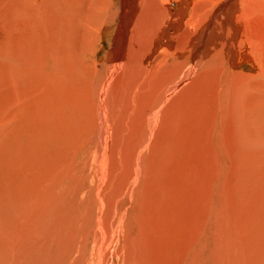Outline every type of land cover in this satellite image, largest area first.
I'll return each instance as SVG.
<instances>
[{"label":"rangeland","instance_id":"1","mask_svg":"<svg viewBox=\"0 0 264 264\" xmlns=\"http://www.w3.org/2000/svg\"><path fill=\"white\" fill-rule=\"evenodd\" d=\"M63 6L69 8L67 13L61 9ZM119 9L120 0H0V10H3L0 15L8 14L9 25L6 23L8 27L2 37L5 42L0 39V135L3 130L0 162L1 156L4 157V202H7L2 207L10 227L16 217L21 219V227H12L7 234V251L10 249V252L4 264H264V73L257 75L254 61L239 65L241 68L231 69L233 66L229 64L222 67L224 70L220 73L214 71L215 78H220V84L214 83L217 79L212 80L215 89L221 92L217 95L218 101L215 99L214 106L205 109L208 110L205 115L201 109L189 110L185 117L190 128L178 136L171 134L175 140L170 143L167 139L154 140L143 163L144 169L151 166L152 181L146 185L142 181L136 192L123 191L143 139L138 130L134 132L136 136H132L130 161H120L118 155L127 146L132 128L130 119L139 112V102L133 103L132 108L123 105L126 108L123 113L128 111L124 116L129 126L123 127L118 123L121 116L117 112L115 90L109 89L105 100L108 110L106 116L103 114L108 117V124L99 128L101 136L106 138L108 163L101 161L103 152L98 144L102 137L96 129L103 120L96 89L105 77L103 59L111 48L107 31L115 28L114 18ZM65 17L69 20L64 21ZM143 19H138L137 27L149 24ZM59 32L69 34L68 43L54 47V41L64 39ZM200 58L205 57L200 55ZM58 60L65 65L55 62ZM214 60L211 66L217 62ZM97 68L102 72L98 73ZM216 68L219 67L208 70H218ZM165 70L167 73L172 70L171 62L166 63ZM52 73L58 74L60 83H55L58 79L53 78ZM91 75L93 80L96 77L95 82ZM249 76L255 79L250 80ZM82 80L87 81L82 83L88 86L87 90L82 87ZM201 80L204 79L199 78L197 89H202V85L207 87ZM70 85L73 90H68L72 88ZM89 88L93 95L86 93ZM74 90L76 94L72 96ZM77 94L82 100L87 97L90 101L86 99L87 102L77 104V118L60 117V104L66 106L62 102L67 104L70 97ZM61 97L63 100L57 99ZM55 104H58L57 109ZM85 106L91 108L83 110ZM85 113L94 121L93 128L87 126L91 122ZM65 115H69L68 112ZM83 121L86 126L81 124ZM162 125L158 124L157 132L165 129ZM146 129L144 125L141 130ZM238 135L246 136L240 145L236 142ZM151 154L156 157L148 163ZM104 168L109 170L104 171ZM144 173L143 170L140 178H146ZM3 187L0 183V191ZM119 191L126 198L118 207L122 213L112 222L111 207ZM12 206H17L16 210L10 211ZM14 230H18L24 240L21 256L12 258L10 244L16 237ZM107 240L111 244H107Z\"/></svg>","mask_w":264,"mask_h":264},{"label":"bare ground","instance_id":"2","mask_svg":"<svg viewBox=\"0 0 264 264\" xmlns=\"http://www.w3.org/2000/svg\"><path fill=\"white\" fill-rule=\"evenodd\" d=\"M61 1H63V0H61ZM120 2H121V9H119L120 10L119 13L116 14V15H118L117 18H116V16L114 18V21H115L114 27L115 28L107 31V38L109 37V39H111L110 40L111 48L109 51H107V53L105 55V59H103L106 62L105 67H104V70L106 69L105 70V77L102 80V84L98 85V87L96 89V91L99 95V97H98L99 101L98 102L100 103V108H101V111H99V112L102 113V117L100 119H103L101 121L99 119L100 122L98 121L99 124L97 125L96 129H97L98 136L100 135V137H102L100 143L98 144V146L100 145V149L103 152L102 157L100 155L101 153H99V155L101 157V161H102V163L103 162L108 163V160L106 159V156H105V152L107 151L106 150V138L104 135L101 136L102 133L99 132V128L101 127L102 124H103V126L108 124V121H107L108 117L107 118L105 117L106 116L105 112H106V110H108L107 109L108 105L106 103H108V102H105V100H107V98H108L107 96H108L109 89L111 87H113V89L115 90L114 96L118 99L117 102L119 105V108H118L119 110H117V112L121 116V117H119L118 123H121L123 127L128 126V122H127V120H125V116H124V113L128 112V111H125L123 113V111L126 110V108L123 105L125 104V106L132 108L133 103L139 102V103H137V109L139 112L134 117H132L130 119L129 125L131 124L130 127H132V128L128 133V135L130 137H129V140H127L128 141L126 143L127 146L124 149L123 153L118 155V158L120 159V161H121V159H125V161H127V162L130 161V159H129L130 155L129 154L132 153V152H130L131 142L133 139L132 136L135 137L136 135L134 132L136 130H138L140 136H143V139L140 143V146L137 150V153H135L136 159H135V163H134L133 167H131L132 168L131 177L123 185V191H126V189H128L129 191L133 190L134 192H136L137 189L142 184V181L145 185L152 181V179L150 178L151 166L148 165L144 169L143 163L145 162V160L147 158L146 152L147 151L149 152L150 145L153 143V141L155 140L157 142V140H158L159 142H162L164 139H167L170 143L171 141L175 140L172 136H170L171 134L175 133L177 135V134L181 133L182 131H185V130L190 128V126H188V124H187V121H186L187 119L185 117L188 114L189 110L194 111L195 109H201V111L205 115L206 113H208L207 112L208 110L206 111L205 109L210 108V105L214 106V102H216V100H217L216 99L217 95L220 96V94H221L219 89L216 90L214 85H213L214 83L220 84V83H218L219 77L216 76V78H215L214 71H217V73H220L221 70L223 69L222 67H224L226 65L228 66L229 64H231L229 66H233L232 68L230 67L231 69H233V68H236L237 66L239 67V65L241 66L243 64H245V65L252 64V61H254V62H256V64H254V65L256 67L257 75L260 73H264V0H120ZM58 7H59V5H58ZM61 9L63 10L64 13H67L69 10V8L66 9L64 6ZM2 11L3 10H0L1 14H2ZM4 12L8 13L7 11H4ZM6 15H8V14L3 13V16L0 15V39L1 40L3 39L2 37L4 36V33H6V28L9 26L7 23V18H6L7 16ZM141 18H144L145 23L147 22L149 24L143 23L144 27L143 26L137 27V25H138L137 21H138V19L140 20ZM67 20H69V19L65 17L64 21H67ZM6 23L8 26L6 25ZM61 33L62 32H59L58 35L64 37V39L60 40V42H58V43L57 42L55 43V41H54V43H53L54 47L56 44L64 45V44L68 43L67 39H69V36H68L69 34L65 35V34H61ZM67 36H68V38H67ZM3 41L5 42L4 39H3ZM0 43L2 44V42H0ZM205 45H206V49H205ZM65 50H67V49H65ZM90 51H93V50H90ZM3 52H5V51H3ZM63 52H65V51H63ZM256 53L258 54L257 56H256ZM200 55H202L205 58L198 59ZM150 56H153V57L151 58ZM256 57H258L259 62H257L258 60L255 61ZM5 58L7 59V57H5ZM29 58H31V57H29ZM190 59H193L191 63L189 61ZM214 59H216L217 62L211 66V62ZM67 61H68V59H67ZM67 61H65V62L69 64L70 60H69V62H67ZM35 62H37V61H35ZM55 62H57L61 66L65 65V64H63L62 61H59V60L55 61ZM167 62L172 63V70H170L169 73H167L168 70H167V72L165 70ZM188 62H189V64H188ZM83 66L84 65H82V68H83ZM201 66H204V68H202L200 70L201 71L200 72L199 69ZM209 67H219V68H216L218 70H211V69L208 70ZM56 68H55V70H56ZM68 68H70V66ZM86 68H87V65H86ZM239 68H241V67H239ZM58 69H60V68H57V70ZM63 69H67V68L63 67ZM231 69H230V71H231ZM55 70L52 69L53 72H55ZM97 72L99 73L102 71L101 70L99 71L97 68ZM225 73H226V70H225L224 74ZM48 74H50V73H48ZM60 74H59V76H60ZM89 74H90V72H89ZM99 75H97V77ZM225 75H224V77H225ZM57 76H58V74H57ZM57 76H56V74L52 73V77L58 79L57 81L55 80L56 84L60 83V81H61L60 78H58ZM86 76H89V75L86 74ZM15 78L17 79V77H15ZM79 78H80V76H79ZM91 78H92V75H91ZM199 78L204 79V80H201L200 83L204 84L207 87H203V85H202V86H200L202 89H197L196 84L199 82ZM247 78H245V79H247ZM249 78H250V76H249ZM80 79H82V78H80ZM216 79H217V81L212 83V80H216ZM251 79L253 80L255 78H250V80ZM72 80H73V78H72ZM92 80H93V78H92ZM95 80H96V77H95ZM95 80H93V81L95 82ZM86 82H83V80H82L81 85L83 88H85L86 85H83L82 83H86ZM71 83H73V82L70 81V84ZM78 84L80 85V83H78ZM90 84L91 83H89V85ZM92 85L94 86V84H92ZM55 86H57V85H55ZM71 87L72 88H68V90L74 89L73 86H71ZM87 87L85 90H87ZM77 88H79L78 85H77ZM162 88L164 90H162ZM203 88H207V91ZM56 89H57V87H56ZM187 89H188V92H187ZM93 90H94V88H93ZM78 92H79V89H78ZM89 92L91 93V95H93V93L91 92V89L86 93H89ZM48 93H50V92H48ZM59 93H61V92H59ZM53 94H54V92L52 93V95ZM73 94L74 95L76 94L75 90L72 93V96H73ZM162 94H164V96H162ZM190 94H193L194 97H191ZM88 96H89V94H88ZM82 97H84V95H82ZM63 98L64 97L57 98V99L63 100ZM94 98H96V96ZM48 99H50V98H48ZM83 99L85 101H86V99L88 101H90L87 97H86V99H85V97ZM84 100H82L78 96V94H77V96L70 97V100L68 101L67 104H66V102H62L63 105H66V106H62L60 104V106H62V107L59 106V109H58L59 114L58 115L59 116L61 115L62 118H67L68 116H69V118H77L78 117L77 104L82 103V102L84 103ZM94 101H95V103H93V104H96V100H94ZM126 102H128V103H126ZM68 104H72V107H69ZM93 104H91V105H93ZM174 104H176V106H173ZM217 104H218V102H217ZM55 105H56V109H57L58 104H55ZM88 105H89V103H88ZM88 108H91V107L85 106L83 108V110L88 109ZM70 109H72V110L70 111ZM115 109L116 108H114V110ZM53 111H55V110H53ZM81 111H82V109L80 110V112ZM67 112L69 115H65V113H67ZM129 112H131V111H129ZM95 113H96V111H95ZM55 114H57V113H55ZM103 114H105V116ZM161 114H165L164 117ZM39 115H40V113H39ZM85 115H86V117L89 116L86 113H85ZM103 116H104V118H103ZM56 117H57V115H56ZM60 117H57V118H60ZM212 118H213V116H212ZM87 119L90 120V122H91V119H89L88 117H87ZM85 122L86 121H83L81 124L86 126L87 124ZM245 122H246V120H245ZM159 123L160 124L162 123L163 124L162 126L165 129H161V130L159 129L160 131L157 132V130H158L157 127H158ZM88 124L89 125H87V126H90L91 128H93L95 126L94 121H92L91 123H88ZM144 125H147V129L145 132L143 130H141ZM236 125L240 126L238 124H236ZM115 127H117V126H115ZM159 127H161V125ZM111 128H113V127L111 126ZM96 129H93V130H95V132H96ZM108 129H109V127H108ZM88 130L89 129H87V131ZM248 131H250V129ZM102 132H103V130H102ZM105 133H103V134H105ZM2 134H3V130L1 132V135ZM1 135H0V137H1L0 145L3 144V139H2L3 136H1ZM71 135H73V133ZM77 136H76V138H77ZM120 136H122V135H120ZM125 136L127 137V135H125ZM243 136L238 135V137H237L238 140L237 141L235 140L236 142H238L237 145H240L242 140H244V138L246 137V136L245 137H243ZM250 136H251V134H250ZM176 139H177V137H176ZM80 140H82V139H80ZM133 141H134V139H133ZM249 141L250 140H248V142ZM121 144H122V142H121ZM165 144H166V142H165ZM108 145L109 144H107V146ZM136 145H139V142H136ZM98 146H97V149H98ZM115 148L120 149V148H117L116 146H115ZM120 150H122V149H120ZM116 151H118V150H116ZM133 151H136V150H133ZM133 154H131V155H133ZM154 154L157 155V153H154ZM154 154L150 155V157L148 159V163H152L153 159L156 157ZM122 155H123V158H122ZM205 156L209 157V155H205ZM107 157H108V155H107ZM3 158L1 156V162H0V183L2 184V187L4 185L5 176H6V174L4 172ZM201 158H202V156H201ZM133 159H134V157H133ZM98 162H99V160H98ZM123 162H124V160H123ZM127 162H125V164ZM119 164H121V163H119ZM115 165H116V163H115ZM122 165H124V163ZM140 165H142V166H140ZM156 165H158V164L156 163ZM181 165L182 164H180V166ZM5 166H7V165H5ZM104 166H106V165H104ZM109 167H111V166H109ZM120 167H121V165H120ZM5 169H6V167H5ZM117 169H120V168H117ZM106 170H109V169L104 168V171H106ZM143 170L146 173V174L144 173L146 175L145 179H144V177L140 178L141 174L143 176ZM61 171H63V170H61ZM123 172H122V174H123ZM155 172H157V171H155ZM58 173H59V171H58ZM62 173H64V172H62ZM101 173H102V177H105L104 172L102 171ZM107 173H109V171ZM59 174H61V172ZM117 175H119V174H117ZM115 177H114V179H115ZM123 177H125V176H123ZM55 178H56V176H55ZM118 181H119V179H118ZM115 182H117V179ZM100 183H101V181H100ZM202 183H204V182H202ZM115 186H117V184ZM99 190H100V188H99ZM153 190H154V188H153ZM37 192H38V190H37ZM99 192H97V193H99ZM4 195H5V190L3 187V189L0 191V206H1L0 210H2V212L0 213V260L2 261L3 264H4V261L8 257L7 252H10V249L7 251V249L9 248V246L7 248V234L9 233L10 228L12 229V227H13V228L18 229L19 227H21V225H20L21 219H19L18 217H16L15 222L12 224L13 226L10 227L11 224L8 221L7 213L4 214L5 209L2 207L5 205V202H6V201L4 202V200H5ZM111 196H112V194H111ZM188 196H189V194H188ZM57 198H59V197H57ZM125 198H126V196L123 195L120 191L116 192L114 199L112 198L114 200L113 205L111 207V212H110L111 213V220H113L112 222H114L115 220H117L119 218L118 213H122L121 210L118 209V207H120L119 205L121 204L122 199H125ZM57 200H60V199H57ZM148 200H150V199H148ZM100 202H101V200H100ZM16 207L17 206H15L13 208H9V209H10V211L16 210L15 209ZM101 208H103V206ZM109 209H110V207H109ZM109 209H106V210H109ZM49 214H51V213H49ZM107 216H108V214H107ZM182 217H183V215H182ZM187 219H189V218H187ZM102 222H103L102 220L100 221V223L98 221L100 226H101ZM108 222L106 221V223H108ZM112 222H111V224H112ZM119 222H120V220H119ZM108 224H110V222ZM117 226H116V228L118 229L119 227H117ZM19 231H21V230L19 229ZM100 231L101 230L99 229V232ZM15 232H16L15 240L13 241L12 244H10L12 247V251H11V255L10 254L9 255L12 256V258L15 257V255L20 257L21 255H19V254H21L20 252H22V249H23V247L21 245H23L24 238L19 234L18 230H16ZM102 233H101V235H102ZM96 235L99 236L100 234H96ZM114 235H116V233ZM36 236H37V234H36ZM102 238L105 239L104 235ZM102 238H101V240H102ZM27 240L28 239H26V241H25L26 243H27ZM26 243H25V245H26ZM108 243H110V241L107 240V244ZM103 244H105L104 241H103ZM8 245H9V243H8ZM102 249H103V247H102ZM102 249H100V250H102ZM71 252H72V250H71ZM100 255H102V254H100ZM100 255H98V256H100ZM132 256L133 255H131V258L133 260ZM1 261H0V264H2ZM6 262H7V260H6ZM259 264H261V263H259Z\"/></svg>","mask_w":264,"mask_h":264}]
</instances>
